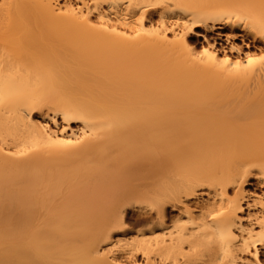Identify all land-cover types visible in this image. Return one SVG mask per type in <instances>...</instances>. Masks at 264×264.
<instances>
[{"label":"bare ground","instance_id":"6f19581e","mask_svg":"<svg viewBox=\"0 0 264 264\" xmlns=\"http://www.w3.org/2000/svg\"><path fill=\"white\" fill-rule=\"evenodd\" d=\"M258 52L264 0H0V264H264Z\"/></svg>","mask_w":264,"mask_h":264},{"label":"rangeland","instance_id":"374dc122","mask_svg":"<svg viewBox=\"0 0 264 264\" xmlns=\"http://www.w3.org/2000/svg\"><path fill=\"white\" fill-rule=\"evenodd\" d=\"M195 41H197V40H195ZM198 41H202V39H198ZM239 42V41H238ZM198 49H201V47L199 46L198 47ZM264 58V55L263 54H261V53H257V55L255 56V59H257V60H261V59H263ZM245 188H246V190H249V191H251V190H253V187L251 186V185H247V186H245ZM201 196V198L203 197V198H205L206 197V195L205 194H201L200 195ZM137 229H140V230H145V229H147V226L144 224V223H140L138 220H136L135 218H134V216H132V217H129L128 218V221H127V229L126 230H124V231H121V232H118L117 234H116V238H126V239H131V237H133V235H134V232L137 230ZM116 256H117V259H118V261H120L121 263H124V264H127L128 262L126 261V260H124V259H122L121 258V256L120 255H118L117 253H116ZM139 264H146L145 263V260H143V258H141L140 257V259H139Z\"/></svg>","mask_w":264,"mask_h":264}]
</instances>
